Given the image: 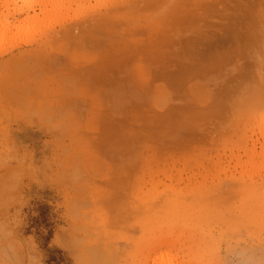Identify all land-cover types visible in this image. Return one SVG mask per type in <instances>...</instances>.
I'll use <instances>...</instances> for the list:
<instances>
[{
	"label": "rangeland",
	"instance_id": "1",
	"mask_svg": "<svg viewBox=\"0 0 264 264\" xmlns=\"http://www.w3.org/2000/svg\"><path fill=\"white\" fill-rule=\"evenodd\" d=\"M43 197L71 264H264V0H0V258Z\"/></svg>",
	"mask_w": 264,
	"mask_h": 264
},
{
	"label": "trees",
	"instance_id": "2",
	"mask_svg": "<svg viewBox=\"0 0 264 264\" xmlns=\"http://www.w3.org/2000/svg\"><path fill=\"white\" fill-rule=\"evenodd\" d=\"M44 195L48 196L50 193ZM30 205L31 208H27L26 232L34 237L45 264H71L65 254L51 244L60 221L56 202L43 197L34 199Z\"/></svg>",
	"mask_w": 264,
	"mask_h": 264
},
{
	"label": "clouds",
	"instance_id": "3",
	"mask_svg": "<svg viewBox=\"0 0 264 264\" xmlns=\"http://www.w3.org/2000/svg\"><path fill=\"white\" fill-rule=\"evenodd\" d=\"M65 119H66V115L61 114L60 119L58 121H56L55 124L44 125V127H46L49 132H52V131L60 132V131H62V127H63ZM26 124H28V126H32L31 121H26ZM2 249H3V242L0 241V250H2ZM27 251H28V249L25 248L24 244H18L16 246V248L13 250V254L16 255L17 257H20V256L26 254ZM2 255H3V253H2V251H0V256H2ZM0 264H13V262L10 260H4V259L0 258ZM15 264H22V261L20 259H17L15 261Z\"/></svg>",
	"mask_w": 264,
	"mask_h": 264
},
{
	"label": "crops",
	"instance_id": "4",
	"mask_svg": "<svg viewBox=\"0 0 264 264\" xmlns=\"http://www.w3.org/2000/svg\"><path fill=\"white\" fill-rule=\"evenodd\" d=\"M14 19H21L20 18V16H19V18L18 17H15ZM14 19H12V21L14 20ZM40 44V43H39ZM23 54V53H22ZM28 64H30V62L28 63L27 62V64L24 66V68H27L28 66ZM38 103H39V101H38ZM24 106H23V108L22 109H20V108H16V110H18V112L19 111H21V112H19L20 113V117L23 119V120H27V121H30V119L31 118H33L32 117V114H30L29 113V111H30V107L28 106V104H23ZM31 108L32 109H34L35 107L34 106H31ZM43 107H42V105H38L37 104V106H36V109H37V111H38V113L40 114V110L42 109ZM41 116L39 115V118H40Z\"/></svg>",
	"mask_w": 264,
	"mask_h": 264
}]
</instances>
